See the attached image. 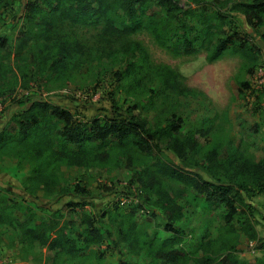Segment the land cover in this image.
Segmentation results:
<instances>
[{"label":"rangeland","instance_id":"rangeland-1","mask_svg":"<svg viewBox=\"0 0 264 264\" xmlns=\"http://www.w3.org/2000/svg\"><path fill=\"white\" fill-rule=\"evenodd\" d=\"M26 2L0 3V34L11 42L24 24ZM233 15L252 55L226 52L213 61L206 59L204 48L174 53L147 30L108 40L101 23H61L91 50L92 62L48 83L40 78L29 88L16 85L6 90L0 96V129L35 97L67 107L79 119L118 116L115 108L125 116L132 107L147 125L179 119V126L160 140V156H147L132 146L125 152L106 151L108 142L97 149L101 160L69 168L67 184L78 183L85 194L73 190L36 198L23 187L26 168L0 162V196L27 205L34 214L31 224L53 217L77 234L87 217L97 230L85 250L57 256L47 244L28 242L19 223L0 215V264H198L207 255L216 257L208 264H219L227 251L251 262L263 256L259 244L264 241V23L252 24L240 13ZM229 26L224 28L229 31ZM128 40H137L146 53L148 71L139 81L134 74H121L125 67L121 41ZM136 59L140 75L145 69L140 66L141 54ZM174 135L184 142L181 154L171 146ZM104 156L109 160L102 161ZM160 157L207 179L231 182L238 209L234 228L223 225L222 207L194 198L190 187L161 173ZM157 188L166 189L176 200V205H166L172 218L162 208L165 199ZM28 216L22 209L18 218L24 222ZM166 222L175 230H166ZM170 251L175 253L174 263L167 259Z\"/></svg>","mask_w":264,"mask_h":264},{"label":"trees","instance_id":"trees-1","mask_svg":"<svg viewBox=\"0 0 264 264\" xmlns=\"http://www.w3.org/2000/svg\"><path fill=\"white\" fill-rule=\"evenodd\" d=\"M9 2L0 0L2 5ZM217 2V5L207 6L205 0L188 3L178 0H27L24 24L15 42H11L6 34H0V96L16 85L29 88L40 78L48 83L92 62V52L87 45L71 29L61 28L64 21L85 25L101 23L108 40H123L129 34L147 30L159 44L174 53L197 52L204 48L208 61L226 52L251 56L253 48L239 34L233 13L244 15L252 24L264 23V0ZM223 7H226L225 11ZM228 24H231L229 31L224 28ZM121 43L123 55L120 58L125 62L121 74H134V80L139 81L148 71L146 53L137 40ZM139 54L143 60L140 66L145 69L137 75L136 58ZM243 84L248 86V81ZM111 102L116 105L113 97ZM114 110L118 116L103 114L79 119L65 106L40 97L32 98L0 129V162H12L26 168L22 184L25 191L36 198L53 193L63 196L73 190L85 194L86 189L78 183L72 187L67 184L66 171L69 168L91 166L101 160L97 149L108 142L111 144L108 143L106 151L114 148L125 152L132 146L147 156H160V140L179 126V119H171L165 125H147L132 107H128L125 116L118 113V108ZM171 146L181 154L184 142L174 135ZM105 160L109 159L104 156L102 161ZM158 163L161 173L190 187L194 198L222 207L223 225L229 230L234 228L232 221L238 209L236 191L231 182L207 179L190 168L161 157ZM157 190L165 199L162 208L168 219L172 218L173 214L166 207L176 205V200L166 189ZM22 209L29 214L24 222L18 218ZM29 209L19 201L10 200L3 194L0 196L1 219L8 217V221L19 223L28 242L47 244L56 249L57 256L79 253L97 236L91 218L84 217L82 220L88 222L84 221L86 224L73 234L69 225H58L53 217L41 218L31 224L34 214ZM164 227L175 230L171 222H166ZM259 248L264 250V241ZM227 252L226 257L217 263L264 264V254L251 262L236 256L234 251ZM214 258L207 255L198 264H208L207 260L214 262ZM167 259L174 263L175 253L168 252Z\"/></svg>","mask_w":264,"mask_h":264}]
</instances>
